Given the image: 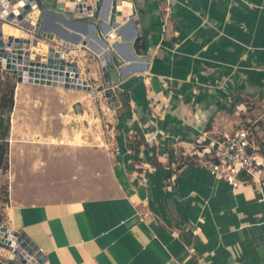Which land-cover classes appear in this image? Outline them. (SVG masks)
I'll use <instances>...</instances> for the list:
<instances>
[{
	"label": "crops",
	"instance_id": "1",
	"mask_svg": "<svg viewBox=\"0 0 264 264\" xmlns=\"http://www.w3.org/2000/svg\"><path fill=\"white\" fill-rule=\"evenodd\" d=\"M119 3L139 22L134 50L147 56L120 84L127 136L101 142L86 117L94 92L18 81L0 170L9 227L40 247L41 264H264V175L234 186L212 173L210 156L193 153L195 140L264 123V0ZM62 26L71 40L85 39L84 30ZM104 36L120 40L114 29ZM82 45L65 57L90 83L83 61L94 56L100 81L99 59ZM88 117L98 120L93 110ZM179 152L193 159L179 161ZM10 254L1 250L0 264H23Z\"/></svg>",
	"mask_w": 264,
	"mask_h": 264
},
{
	"label": "water",
	"instance_id": "2",
	"mask_svg": "<svg viewBox=\"0 0 264 264\" xmlns=\"http://www.w3.org/2000/svg\"><path fill=\"white\" fill-rule=\"evenodd\" d=\"M89 1L0 0V78L5 71L17 75L19 82L93 92L94 87L80 76L77 61L65 57V50H75L82 42L83 48L88 46L96 52L100 62L102 83L96 87L97 91L104 93L111 108L120 107V84L132 70L141 68L139 61L147 59V56L134 50V42L142 29L137 26L139 22L136 18L128 19L127 13L119 9V0ZM16 3L18 7L12 9V4ZM37 9L40 10L39 19L32 25L28 15ZM88 12H92V15H87ZM132 14L131 10L129 15ZM50 19L56 21L53 27L49 24ZM4 23H10L22 31L23 37L9 36L6 39ZM62 25L76 29L74 31L84 30L85 39L79 34L71 40L69 32ZM128 26L133 30L130 36L124 34ZM111 29L120 35V40L107 41L104 34ZM55 37L60 39V43H55ZM34 39L50 43L47 53L32 57ZM122 47H126V52ZM0 231V251H10L16 261L41 264L46 259L40 247L26 233L2 223Z\"/></svg>",
	"mask_w": 264,
	"mask_h": 264
},
{
	"label": "rangeland",
	"instance_id": "3",
	"mask_svg": "<svg viewBox=\"0 0 264 264\" xmlns=\"http://www.w3.org/2000/svg\"><path fill=\"white\" fill-rule=\"evenodd\" d=\"M47 51H48V49H47ZM73 56L76 57V60H79L80 58L82 61L84 60L82 57H80L77 54H74ZM96 62H97V60H95L94 56H90V57L88 56L87 59L83 61V63L87 64V66L85 67L83 72H84V74H86L90 77V84L94 87L93 92L95 93V95L98 97L100 96V98H98V97L95 98L94 99L95 101H93V103L91 102V104H88L86 102V108H87L86 109V117L88 118V120L91 123H95L94 125H96V128H98V130L100 131L101 142L105 143V145H106V143H109L110 140L120 141L123 139V137L127 136V135L124 136L122 134V132L126 133L127 126H128V122H127L128 120L125 116V112H127L130 108L128 107V104H123L121 109L115 107V108H113V111L115 109H119V111L116 112L117 110H115V112L112 113V116H109L110 110H112V108L107 103V99H106L104 93L99 92L96 89V87L102 83L100 68H99L100 81L98 80V77H97L98 73H97L96 68H95V66L97 65ZM92 75H94V76H92ZM95 77H97V78H95ZM17 84H18L17 75H13V74L6 73L5 71H3L2 77L0 78V120L3 118L4 124L5 125H7V123L9 124V130L11 127V117H12L13 107H12L11 111H9L7 109V107H4L3 106L4 101H3L2 97L4 94L9 95L11 90H13V100H14V95H15ZM93 92H91V93H93ZM247 99L249 101V104L251 105L252 100L249 98H247ZM105 100H106V102H105ZM77 110H79V109H77ZM92 110L95 111L97 116H98V120H96L95 122H93L92 119H90L88 117L89 112H92ZM73 111H74V109L71 108V112H73ZM121 121L124 124L123 130H118V128H117L118 122H121ZM77 122H79V121L77 119L76 120L74 119L72 121H69L68 123H65V126H67L70 130H73V128H74V126H76ZM259 122H261V119ZM80 124L82 125L81 128L84 129L83 123L80 122ZM0 132H1V129H0ZM256 134H257L258 140L262 141L263 137H264V123L259 125V127L257 126ZM8 135H9V133H8ZM8 135L5 139L1 138V135H0V151H1V146L3 145L5 148H7V153H8V145H9V143L7 141ZM87 138L88 137L86 136L85 139L87 140ZM129 141H130V143H129L130 145H135L137 140H134V138H130ZM207 143H208L207 138H206V140H204V138H200V141H196V140L194 141L193 153L196 154L195 155L196 158H202V159H208L209 158L208 157L209 155L207 153H205L203 150L204 146ZM105 145L102 147V149L103 150L106 149L107 153L110 152L111 150L108 151V149L106 148ZM187 155L179 152L177 154V159L179 161H185V162H188L189 160L193 159L192 157L187 156ZM6 158H7V154L5 155L4 160L0 159V170H2L3 172H6V168H5L6 164L8 167V158L7 159ZM196 158H194V159H196ZM100 180H101L100 193H101V195H104L108 192V190L110 188V181H109L107 167L103 164V162L101 164V178H100ZM7 195H8V183L5 181L2 184H0V223L9 227V225L7 223L8 222L7 217L5 214V202L7 200ZM7 252H8V250H7Z\"/></svg>",
	"mask_w": 264,
	"mask_h": 264
},
{
	"label": "built area",
	"instance_id": "4",
	"mask_svg": "<svg viewBox=\"0 0 264 264\" xmlns=\"http://www.w3.org/2000/svg\"><path fill=\"white\" fill-rule=\"evenodd\" d=\"M123 3L131 0H119ZM18 4H12V9ZM35 13V18L32 17ZM28 15L30 23L35 25L39 19L40 10ZM130 17H128L129 19ZM258 118L244 122L237 129L227 134H216L208 139L203 150L210 156L212 173L225 178L236 186L241 183L262 179L264 175V152L261 141L258 140ZM206 140V138H204ZM3 250V249H2Z\"/></svg>",
	"mask_w": 264,
	"mask_h": 264
},
{
	"label": "bare ground",
	"instance_id": "5",
	"mask_svg": "<svg viewBox=\"0 0 264 264\" xmlns=\"http://www.w3.org/2000/svg\"><path fill=\"white\" fill-rule=\"evenodd\" d=\"M35 13H32V17L35 18ZM71 30H76L73 28H70ZM3 32H4V36L7 39L9 36H13V37H23L24 33L22 31L17 30L12 24L10 23H4L3 25ZM41 42V41H40ZM40 42H38L36 39L33 40L32 43V57H35L36 54L41 53V54H45L44 49H48V45L47 44H42V47L39 45ZM96 54V52H95ZM0 233L2 234V231H0ZM5 251V249H3ZM7 252V250H6ZM12 254V253H11ZM10 254V255H11Z\"/></svg>",
	"mask_w": 264,
	"mask_h": 264
},
{
	"label": "trees",
	"instance_id": "6",
	"mask_svg": "<svg viewBox=\"0 0 264 264\" xmlns=\"http://www.w3.org/2000/svg\"><path fill=\"white\" fill-rule=\"evenodd\" d=\"M2 98H3V101H4L3 106L4 107H7V109L9 111H11V109L13 107V103H14V100H13V90H11V92H10L9 95L8 94H4ZM0 129H1V132H0L1 138L5 139L7 137V135H8V133H9V124L7 123V125H5L3 118L0 120ZM261 143L263 144V141H261ZM6 154H7V148H5L2 145L1 146V151H0V159L4 160V157H5ZM171 159H173V156L172 155H170V160ZM5 168H7V164H6V167Z\"/></svg>",
	"mask_w": 264,
	"mask_h": 264
}]
</instances>
